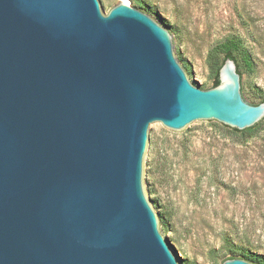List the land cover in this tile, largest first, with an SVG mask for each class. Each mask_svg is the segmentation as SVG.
Here are the masks:
<instances>
[{
    "label": "water",
    "instance_id": "obj_1",
    "mask_svg": "<svg viewBox=\"0 0 264 264\" xmlns=\"http://www.w3.org/2000/svg\"><path fill=\"white\" fill-rule=\"evenodd\" d=\"M150 13L163 26L126 1L0 0V264H181L145 191L156 126L243 130L264 101L231 56L194 85Z\"/></svg>",
    "mask_w": 264,
    "mask_h": 264
},
{
    "label": "rangeland",
    "instance_id": "obj_2",
    "mask_svg": "<svg viewBox=\"0 0 264 264\" xmlns=\"http://www.w3.org/2000/svg\"><path fill=\"white\" fill-rule=\"evenodd\" d=\"M120 1L140 8L139 2L156 21L150 12L161 11L175 28L180 63L203 89L216 79L211 49L241 37L254 66L248 69L237 57L245 98L253 104L264 99V0H102L107 13ZM156 128L145 191L153 204L165 206L162 213L155 210L159 219L170 214L161 233L179 262L222 264L229 248L264 256V121L253 135L223 123H201L179 134ZM161 160L167 172H155Z\"/></svg>",
    "mask_w": 264,
    "mask_h": 264
},
{
    "label": "trees",
    "instance_id": "obj_3",
    "mask_svg": "<svg viewBox=\"0 0 264 264\" xmlns=\"http://www.w3.org/2000/svg\"><path fill=\"white\" fill-rule=\"evenodd\" d=\"M137 4L140 5L139 9L142 10L141 7H143V6L139 2H137ZM222 54L224 55V60L226 57L231 56L236 61L238 59L237 57L239 56L241 58V60L243 61V63L245 64V66L248 69L253 70L254 66H253L252 57L248 51L243 50L242 38L238 37V36L228 37L224 41L215 45L211 49L209 56H208L209 63L211 64L212 68H214V70L216 71V77H215L216 79L214 81L213 86L218 85L220 82V80H219V69L224 62L223 61L222 64L220 63V57ZM183 66L186 67L185 64ZM187 69L190 70L188 67H187ZM237 70H238V66H237ZM263 101H264V99L261 102H263ZM258 123L252 127H248L246 129H243V130H239L237 128H233V130L235 132H239L242 134L253 135L255 133L256 129L258 128ZM165 166H166V160H163V161L161 160L160 162H157L154 170H155V172L159 171L161 173L167 172L165 169ZM167 215L170 216V214L168 212H167ZM167 215L165 214V215H162L160 217V222L163 225V227L165 226V218H167L166 217ZM228 252L231 254V256H229L227 258L242 257V258H245L249 261L257 263V264H264V256L255 255V254H252V253L247 252V251H241L237 248H229ZM227 258H225V259H227Z\"/></svg>",
    "mask_w": 264,
    "mask_h": 264
}]
</instances>
